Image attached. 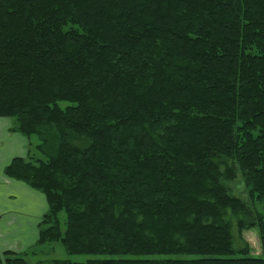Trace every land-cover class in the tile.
<instances>
[{
  "label": "trees",
  "instance_id": "1",
  "mask_svg": "<svg viewBox=\"0 0 264 264\" xmlns=\"http://www.w3.org/2000/svg\"><path fill=\"white\" fill-rule=\"evenodd\" d=\"M0 118L36 244L99 257L43 264H264V0H0Z\"/></svg>",
  "mask_w": 264,
  "mask_h": 264
},
{
  "label": "crops",
  "instance_id": "2",
  "mask_svg": "<svg viewBox=\"0 0 264 264\" xmlns=\"http://www.w3.org/2000/svg\"><path fill=\"white\" fill-rule=\"evenodd\" d=\"M28 140L11 132V121L0 118V257L5 252L27 254L38 238L47 211L44 196L4 174L14 158H25Z\"/></svg>",
  "mask_w": 264,
  "mask_h": 264
},
{
  "label": "rangeland",
  "instance_id": "3",
  "mask_svg": "<svg viewBox=\"0 0 264 264\" xmlns=\"http://www.w3.org/2000/svg\"><path fill=\"white\" fill-rule=\"evenodd\" d=\"M61 107L66 106V103H61ZM35 144H37V140L35 137L32 138ZM35 157L41 158L40 155L36 153L35 150L32 151ZM229 188L231 193L236 195L237 197H243L244 191L242 184L239 180L234 181L229 184ZM254 207L258 212L263 213L261 204L255 203ZM65 215L64 213L59 214V220L62 224V230L64 229ZM232 237H233V249L235 251L234 254L231 255L230 258H246V257H261L264 259V256L261 255L260 244L258 241L257 232L255 229L243 231L241 234L237 232L234 220L232 221ZM247 248L248 254L242 255L237 253L236 250H242ZM29 264H43L45 262L51 260H62L69 261L72 263H85L88 260L96 259L99 257L95 256H84V255H68L64 248L60 243H51L45 245H37L29 247L27 254L24 256Z\"/></svg>",
  "mask_w": 264,
  "mask_h": 264
}]
</instances>
